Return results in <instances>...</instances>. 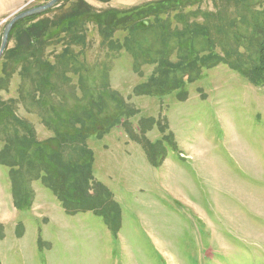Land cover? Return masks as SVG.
Wrapping results in <instances>:
<instances>
[{
	"label": "rangeland",
	"instance_id": "374dc122",
	"mask_svg": "<svg viewBox=\"0 0 264 264\" xmlns=\"http://www.w3.org/2000/svg\"><path fill=\"white\" fill-rule=\"evenodd\" d=\"M48 1L0 0V43L15 14ZM82 1L96 10H122L155 0ZM115 37L122 40L124 33ZM88 41V60L104 61L106 50L92 25ZM12 46L10 40L7 48ZM110 65V83L124 97L152 70L145 67L139 77L126 53ZM1 67L0 59V76ZM18 82L14 77L0 98L15 97ZM186 91L185 101L176 92L130 99L139 109L130 119L135 132L145 118L168 124L165 134L158 123L146 133L165 148L161 166H152L121 127L88 141L93 176L121 210L117 233L93 212L66 214L39 181L32 184L36 204L17 211L9 169L0 166V264H264V87L220 65ZM18 114L33 122L39 140L53 136L36 117L22 109ZM170 133L172 143L165 138Z\"/></svg>",
	"mask_w": 264,
	"mask_h": 264
},
{
	"label": "trees",
	"instance_id": "16d2710c",
	"mask_svg": "<svg viewBox=\"0 0 264 264\" xmlns=\"http://www.w3.org/2000/svg\"><path fill=\"white\" fill-rule=\"evenodd\" d=\"M109 2L111 0H98ZM204 3L210 8L203 9ZM60 6L17 21L9 34L13 42L1 58L0 166L9 169L13 207L30 210L35 200L32 184L50 190L68 215L93 212L114 233L120 229L121 210L112 193L93 176L90 138H102L114 127L142 145L154 167L166 158L164 147L146 133L156 123L161 133L167 122L139 120L137 132L130 119L139 114L132 96L164 97L176 92L188 98L186 86L205 71L224 65L254 87H264V0H155L127 9L96 10L82 0H63ZM100 37L104 61L90 62L88 27ZM124 33L121 39L116 33ZM122 53L131 57L133 72L147 79L124 97L110 83V61ZM34 116L52 133L37 138ZM172 134L165 136L173 142Z\"/></svg>",
	"mask_w": 264,
	"mask_h": 264
},
{
	"label": "water",
	"instance_id": "95a60500",
	"mask_svg": "<svg viewBox=\"0 0 264 264\" xmlns=\"http://www.w3.org/2000/svg\"><path fill=\"white\" fill-rule=\"evenodd\" d=\"M61 1H63V0H50L43 5L36 6V7L30 8V9H27L23 12H20L18 14H15L8 21V23L5 25V27L3 29L1 43H0V59L2 58L3 53L7 48L10 31H11L13 25L17 21L31 17V16L39 15V14L51 9L52 7L58 5Z\"/></svg>",
	"mask_w": 264,
	"mask_h": 264
},
{
	"label": "crops",
	"instance_id": "0c3cea01",
	"mask_svg": "<svg viewBox=\"0 0 264 264\" xmlns=\"http://www.w3.org/2000/svg\"><path fill=\"white\" fill-rule=\"evenodd\" d=\"M165 159H166V158H165ZM36 194H37V193H36ZM34 203L36 204V199H35Z\"/></svg>",
	"mask_w": 264,
	"mask_h": 264
}]
</instances>
